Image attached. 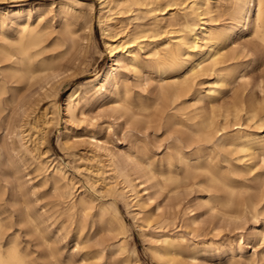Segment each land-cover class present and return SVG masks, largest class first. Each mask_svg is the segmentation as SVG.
<instances>
[{"label": "rangeland", "instance_id": "1", "mask_svg": "<svg viewBox=\"0 0 264 264\" xmlns=\"http://www.w3.org/2000/svg\"><path fill=\"white\" fill-rule=\"evenodd\" d=\"M181 1L180 6H166ZM100 3L108 4L111 10ZM210 3L211 12L206 18L216 28L228 25L230 0ZM17 4L37 7V12L31 11L30 22L35 24L39 16L42 51L34 58L33 76L25 75L22 81L12 78L0 87L1 245L14 240L32 264H264V241L255 234L264 230V165L255 158L251 170L241 167L230 147L217 149L221 135L200 141L191 131L196 121L206 119L223 126L221 133L264 134L256 117L246 119L242 109L236 119L230 113L232 102L239 103L237 100L242 98L247 104L250 96L259 100L264 87V58L248 31L236 29L220 50L234 56L237 77L232 84L216 94L205 95L215 71L200 70L187 77L190 102L171 103L164 92L171 74L160 76L144 52L153 43L177 34L181 26L169 22V17L175 15L180 21L183 13L189 12L191 0H0V9H12ZM189 16L195 18L190 12ZM111 19L118 27H113L110 34L121 31L112 45L129 39L133 33L135 42L143 46V50L132 47L139 53L138 71L127 59L116 57L117 51L109 56L100 26ZM0 22L5 24L2 32L14 36L1 12ZM202 47L200 44L192 50L190 58L194 59ZM110 64L116 66L123 82L116 98L109 90L99 93L89 83ZM181 74L178 72L179 78ZM76 84L82 92L71 113L61 107L56 111L55 105L63 107L65 96ZM116 103L119 112L113 111ZM141 104L148 105V109H139ZM36 108L49 112L38 117L35 127L28 131L24 121L34 115ZM168 114L189 120L186 126H167ZM40 132L45 133L46 142L41 141ZM36 146L45 151L41 158ZM178 149L186 161L199 168L177 184L164 183L161 176L168 172L183 175ZM106 154L119 160L114 167H104V182L113 186L106 189L98 184L92 193L89 182L93 176L89 173L87 179L85 167L95 169L99 160L105 164ZM165 157H170L169 171ZM226 160L241 168L237 176L229 175L231 168ZM137 161H151L152 169L145 171V165L135 168L133 163ZM59 164L64 179L53 173V167ZM201 167L231 177L235 186L231 207L218 203L225 192L208 181ZM55 180L59 192L53 188ZM80 197L87 200L85 206H81ZM114 211L125 224L122 233L118 232ZM165 235L184 239L175 262L160 252ZM119 244L124 252L118 251ZM126 254L128 259L124 260Z\"/></svg>", "mask_w": 264, "mask_h": 264}, {"label": "bare ground", "instance_id": "2", "mask_svg": "<svg viewBox=\"0 0 264 264\" xmlns=\"http://www.w3.org/2000/svg\"><path fill=\"white\" fill-rule=\"evenodd\" d=\"M71 1L74 2L75 0H71ZM210 1L211 0H191V4L187 5V8L189 9L190 14L193 13L195 15V18L194 17L191 18L189 16V12H184L180 21L176 18L175 15H171L168 21L177 22L181 26V28L177 30L178 31L177 34L170 36L168 40L166 41L157 42L155 44L153 43V45L149 47V49L146 52H144V57H146L147 60L153 63L154 67L156 68V72L160 76L161 74H171L172 79L168 82L166 86V90L164 91L169 96V101L171 103L186 102V101L190 102L191 97L186 95V90L188 88L187 77L196 73L197 71L204 70V69H210V70L212 69L213 71H215V79L208 83V87L206 86L207 89H206L205 95H208L210 93L216 94L222 87L230 85L234 82V80L237 77V74H236L237 70L235 67V63H233L234 56L232 52L221 53L220 50H221V47H223L222 45H224L226 41L232 36V34H234L236 29H239L241 32L248 31V33L252 36L254 40L256 48L258 49L262 58H264V0H230V8H231L230 22L228 25L222 28L214 27L213 24L211 23L210 18H206L207 15H209L211 12ZM182 3L183 1L178 2V3L176 2L167 3L166 6L171 7V5H179ZM100 6L107 7L106 10L108 11L111 10L108 4L104 5L100 3ZM65 8L72 10V7H70L69 5H66ZM31 11L37 12L38 9L36 6L30 7V5L28 6V5H22V4H17L12 9H6V8L0 9V12L3 15H6V20L8 19L9 25L11 27V32L14 33V36L13 35L8 36L4 34L2 32L3 31L2 29L5 24L3 22H0V34L3 40V42L0 43V87L2 88L12 78L21 79L22 81V78L25 75L32 74L36 70L35 65H34V58L37 55H39L42 51V47L40 46L41 41H42V31L38 25L39 19H40L39 16H37V22L35 24H32L30 22ZM161 13L163 14L165 12H161ZM9 14L11 15L7 16ZM154 23L155 25H158V21ZM113 27L116 28L118 27V25H117V22L112 19L108 20V22L106 21L102 22L100 26L102 38L104 40L105 46L108 49L109 56L110 57L114 56V52L117 51L116 57L127 59L128 62L130 63V66L135 71H138L139 53L137 51H133L132 47H136L139 50H143V46L135 42L136 37L135 35H133V33H130L132 35L129 37V39L122 41L119 44L112 45L113 41H116V39L118 38L117 34L121 32L120 31L113 35L110 34L111 29ZM64 30L67 33L69 32L67 28H65ZM141 31H143V29ZM200 44L203 46L202 49L197 52V55L195 56L194 59H191L189 56L190 52L194 50L195 48L199 47ZM246 54H249V53H246ZM113 60L117 61L118 59L114 58ZM220 63H223V64L219 66L217 69L214 68L215 64H220ZM178 72H182L181 78L178 77L177 75ZM89 83L91 87L97 90L99 93L109 90L111 93L114 94V97L116 98L118 97L119 92H120L119 85L122 84L123 82H122V79H120V77L118 76L116 66H112V64H110L96 78L90 80ZM81 92H82L81 86L79 84L72 86L70 88V91L67 93V95L64 98L63 107L60 106L59 104H56L55 110L58 111L61 107V108H64L65 110L64 112H66L67 114H70L72 108L76 106V104L78 103V99L81 97ZM260 92L262 94L259 100H257L255 96H250L247 104L242 103L243 102L242 98L237 100L239 101V103L232 102L231 109H230L232 118L236 119L238 117V111L242 109L244 110V115L246 119H250V118L252 119L256 117L255 119L256 124L258 123L259 126L264 127V87H261ZM120 109H121L120 105H118L117 103L114 104L113 106L114 112H119ZM139 109L147 110L148 105L141 104ZM47 111L46 109H44L39 112L38 109L36 108L34 111V115L32 117L26 118V120L24 121V123L26 124V129L29 131L31 128L35 127L34 121H36L38 117L45 116ZM151 111H152V108H151ZM51 115L52 114H50V116ZM179 115H181V113H179ZM179 115H174V114H168V116L166 115L167 116L166 125L168 126V125L180 124L182 126L184 125L186 126L185 121H188L189 118L187 117L181 118V117H178ZM223 129H224L223 126H220V127L216 126V123L213 120L200 119L195 122V128L191 131L193 135H195L197 140H200V141L201 139L203 141H210L213 137L217 136L218 134L221 135L220 143L217 149L222 151L223 149L230 147L231 148L230 153H236L235 160L241 162V165H240L241 167L251 170L252 164H255L254 162H252L255 158L257 159L258 162H260V164L264 165V134L249 135L246 133H239L237 131H235L232 134H227V133H221ZM67 132H68V129L64 128V133H67ZM44 134H45L44 132H40L41 141L44 140V136H45ZM93 140L97 141L96 139H94V137H93ZM44 141L46 142V140ZM143 146L144 145H142L141 147ZM170 148L172 149V147ZM34 149L36 150L37 156L40 158L45 153V151H41L38 146L34 147ZM177 153H178L179 161L182 162L183 164V171H182L183 175L179 176L177 174L168 172L167 174L161 176V179L164 183L177 184L183 178H187L188 176H190L189 172H191V170L199 168L198 166H196V164L186 161L184 157L180 154L179 149L177 150ZM127 158L132 159V156L127 155ZM169 158L168 157L164 158L165 159L164 163H165V166L168 168V171L170 170V166H171ZM117 159L118 158H114L110 154H106V157L104 159L106 162L105 164L100 163V160H99L98 161L99 166L97 168L91 169L90 167H85L86 173H88L87 179L90 180V175L93 176L89 182L92 187L91 189L92 193H95V188L98 184H101V186H103L106 189H108L109 186H113L110 183L104 182L106 178V176L104 175L106 172L104 167L106 166L114 167L119 161ZM161 160L162 159H160L159 165L161 164ZM226 162H227V165H229L231 168L229 175L237 176L238 172L241 171V168L239 167L237 168V165L234 166V164H232L230 160H226ZM141 165H145V167L143 168L147 172L152 169L151 161H143L140 163L137 161V163H133V166L135 168H138ZM253 169L255 168L253 167ZM201 170H203L206 173L207 175L206 177L208 178L209 182H211L212 184L215 183L219 185L221 188H223L225 192V196L223 197V199H221V201H218V203L221 206L231 207L235 201V186L233 185L234 183L232 182L231 177L229 176L227 178H224L222 176L216 175L211 170L205 167H201ZM53 173L56 174V176H58L60 179L65 178L64 172L62 171V166L60 164L53 167ZM53 188L56 192H59L60 187L57 184L56 180L54 181ZM158 188L160 189V187ZM80 198H81L80 199L81 206H85V203L87 200L83 199V197H80ZM73 204H74L73 202H70L71 206ZM100 212H102V210ZM113 218L116 220L118 224V232L122 233L125 228L124 226L125 224L121 220L119 215L116 213V211L113 212ZM0 227H1V222H0ZM255 232H256L255 234L258 240L264 241V230L259 229ZM183 240H184L183 237H173V236L165 235L162 238L161 243H160V247H162V250L160 252L166 255L169 258V260L174 261V256L176 254V251L182 247ZM118 251L124 252L123 246L120 244L118 246ZM130 252L133 253V251H130ZM160 252L157 254H160ZM122 258L124 260H127L128 254L124 255ZM0 264H32V262L29 259H27L26 255L22 251H20V249L15 244L14 240H9L5 245H1L0 243Z\"/></svg>", "mask_w": 264, "mask_h": 264}]
</instances>
